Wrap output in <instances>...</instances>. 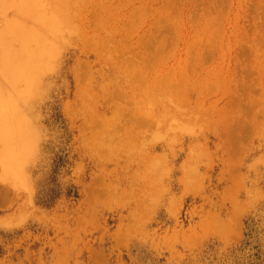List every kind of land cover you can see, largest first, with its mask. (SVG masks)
<instances>
[{"label":"rangeland","instance_id":"1","mask_svg":"<svg viewBox=\"0 0 264 264\" xmlns=\"http://www.w3.org/2000/svg\"><path fill=\"white\" fill-rule=\"evenodd\" d=\"M52 1L0 264H264V0Z\"/></svg>","mask_w":264,"mask_h":264},{"label":"bare ground","instance_id":"2","mask_svg":"<svg viewBox=\"0 0 264 264\" xmlns=\"http://www.w3.org/2000/svg\"><path fill=\"white\" fill-rule=\"evenodd\" d=\"M48 2L0 0V75L17 89L10 97L0 95V136L5 146L1 164L13 179L20 177L21 158L27 157L30 144L20 102L30 97L38 86L41 74L48 69L45 62L56 57L57 50L53 47L61 40L64 17L61 5L65 3L59 5L62 8L59 16L57 5L54 7L52 0ZM48 4L54 8L50 10ZM19 86H24V90H19Z\"/></svg>","mask_w":264,"mask_h":264}]
</instances>
